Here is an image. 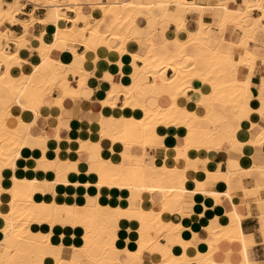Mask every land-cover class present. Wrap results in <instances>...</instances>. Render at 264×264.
Segmentation results:
<instances>
[{
  "label": "bare ground",
  "instance_id": "obj_1",
  "mask_svg": "<svg viewBox=\"0 0 264 264\" xmlns=\"http://www.w3.org/2000/svg\"><path fill=\"white\" fill-rule=\"evenodd\" d=\"M40 1L47 5L54 21L61 16L67 17L66 12L60 8V0ZM69 1L73 3L71 7L76 12L73 18L67 17L73 22V25L57 27L54 41L42 43L38 49L42 59H45L51 65V71H56L58 74L59 82L57 83L47 77V73L39 68L38 63H31L30 60L20 55V48L27 45L28 40L25 38L27 32L18 37H9L4 30L0 29V69L4 68L0 70V160L5 163V168L1 171H8L13 179L8 201H3L2 196L0 197V229H2L0 258L3 260L2 264H22L14 260L12 251L23 252L26 245L32 246L38 251L36 255L32 248L28 251L34 256V259L28 264H80L72 256L75 251L82 252L87 259L91 260V264H124L118 259L117 254L109 253L110 251H119L115 244L119 207L104 204L99 200V188L102 185L127 189L135 187L139 190H146L150 194L147 200L140 198L135 204L137 207L135 216L138 226L127 228L126 241H135L136 245L132 248L126 245L124 250L122 249L137 261L135 264H141L142 254L146 250L159 256L160 260L153 264H199L201 262L215 264L212 258L214 242L205 239L206 251L196 250L194 254H189L187 247L191 243L188 236L194 232L190 227L191 222L186 219V221L184 219L173 221L166 218L164 214L177 211L181 216H187L188 214L183 211V204L188 201L186 193L192 195V198H189L190 203H193L195 196L204 195L203 198L210 196L216 201L217 205H220L221 194L228 195L231 198L229 194V190L232 188L229 181L231 172L228 169L222 172L216 171L215 175L220 174L222 176L210 177V172L206 169L199 170L186 167L178 169L172 164L168 174L157 175L153 166L145 162V148L156 146L157 150L163 153L166 160L169 156L174 157V149L167 148L159 142L162 137L156 131L159 124H175L186 127L184 148L188 152L187 158H197L200 156L201 150L207 151L211 148H219L224 143L230 145L232 142L239 141L249 146L264 143V125L251 122L250 124L255 128V133L253 132V137L249 138L248 131L237 132L239 120L233 131L225 132L220 127L213 125V122L211 124L209 119V114L218 106L225 111L226 105L231 103L234 112L237 113L239 109L244 108L249 111L251 101L257 104V102L264 100L260 95L252 98L247 92L248 87L251 85L250 75L255 65L254 62L259 54L254 47L250 49L246 44V41L254 39L252 35L246 33L247 29L254 30L258 24V19H260L251 16L250 11L259 8L262 10L260 17L264 16V0H244L246 9L231 8L225 1L203 6L194 0H96L92 2V5L97 7L103 13V16L95 20L94 23L88 21L87 12L82 8L80 0ZM18 2L19 0H14L13 3L0 0V25L6 19H11ZM152 6H159L165 13L172 15L171 19L176 25V29L184 26L185 17L181 12L190 7H197L201 10V15L198 17V28L190 33L186 41H179L174 38L171 47L168 46V41L157 44L153 41L151 35L134 37L142 51L130 52L128 54L130 57L128 65L133 69H138L141 76H134L130 84L123 83L122 79L119 81L112 80L110 88L101 102L113 109L123 107L138 109L141 114L136 116L121 113L120 117L117 116L118 118L112 116L111 120L113 122L109 124H105L103 118L90 123V126L95 127L102 135H107L110 138V152L115 154L118 152L119 157H104L101 154L102 148L99 147V157L93 165L94 173L97 176V180L93 184L98 187L93 213L91 215H74L73 212L71 222L56 223L53 220V214L56 210L38 212L33 208V204L37 201L53 203L52 195L55 192L56 185L52 183L50 192L38 193L34 188L36 179L32 175L28 177L19 176L18 162L25 159L28 164L35 167L33 163L35 156L33 154L27 158L23 157L24 155L22 156V153L26 151L23 144L25 133L20 129L22 123L20 115L13 112L11 107L16 105L21 109L30 108L37 112L45 95H49L55 101L50 108V112L57 114L60 118L59 110L63 102L70 98L74 91L69 89L67 85V79H69L66 72L67 68L59 62H54L49 57V52L55 45L74 51L75 44L79 43L75 36L74 24L78 19H83L85 21L82 26L80 25V28L85 31L88 30L89 34L95 35L97 43L89 45L86 40L82 43L86 47L92 46L91 48L96 51V57L117 62L120 67L126 65L120 61L119 56L126 52V42L133 38L129 33L130 29L134 25H139L138 19L141 11ZM216 8L222 13V17L216 23L222 33L229 25L242 30V36L237 41L223 36V39L229 41L233 47L242 49L241 54L239 53L240 55L237 57L238 60L235 58L234 48L232 52L220 55L218 49L209 48L208 46L211 27L209 23L204 21L203 14L206 10L211 14L210 10ZM107 17L109 19L106 22V28L103 29L100 23ZM251 19L253 23L249 26ZM259 26L264 29V25L259 23ZM10 40L16 45L13 50L8 47ZM189 46H193L195 52L189 53L187 51ZM228 63H233L232 67ZM24 66H26V69H24ZM241 66L248 69L245 77H243V72L240 69ZM73 70L75 73H79L80 82L85 84L87 73L79 69ZM167 70H171L168 75ZM149 75L153 78L152 81L150 80L151 86H153V95L157 97L167 93L169 98L167 105H150L143 98L147 95V92L143 89H139L137 92L135 89V85L145 81ZM192 79L200 80L201 83L209 86L206 94L207 101L204 103L207 112L204 116H198L193 110L177 103V98L186 94V89L190 86ZM155 81L162 82V87L154 86ZM61 83H64L63 86ZM260 88H264V84ZM56 90H58L57 93ZM120 94H123L124 100L122 106L117 107L116 101ZM77 139L79 140L80 137ZM53 140L59 142L56 147L34 150V152L42 154L37 160L49 159L45 155V151L48 149H52L56 153L53 158L56 160L60 159L61 153H65L69 158L70 154L77 151V149L70 147L68 137L63 139L56 135ZM133 147L139 148L140 152L133 151ZM67 161L73 166L71 160ZM90 165L91 163L89 164V170L86 171L89 174ZM251 170H258L261 177L264 178V165H255L254 167L249 165L246 171ZM68 171L72 170L68 168ZM73 172L77 173L76 171ZM89 182L91 181L86 180L82 183L87 187ZM210 183H222L224 188L222 190L208 188L207 185ZM258 189L257 195H247L245 193V198L256 199L258 202L264 201V198L261 197L264 184H258ZM152 195H157V200ZM155 204H158L160 208L156 209ZM145 205H151L147 211H144ZM202 207L206 211V205L202 204ZM204 211L200 212V215L205 213ZM261 212L264 213V210H261ZM223 213L225 212L222 211L221 214ZM225 214L229 215V220L224 222L222 226L216 225L214 218L210 217L203 227L208 232L213 233L214 240L226 237L230 240H239L246 246L247 241L239 223L241 215L233 209ZM57 225L60 226L62 232L67 229L65 233H72L74 228L80 229V243L70 245V252L67 257L61 254L63 245L52 240ZM45 227H48L51 231L45 232ZM160 233H163L167 240L168 255L162 252L166 244L161 243L160 249L155 247L156 236ZM61 236H64V234ZM94 244L98 246L96 254L90 252V247ZM173 245H177L180 251L175 252L172 250ZM47 260H49V263H46ZM242 264H245V262Z\"/></svg>",
  "mask_w": 264,
  "mask_h": 264
},
{
  "label": "crops",
  "instance_id": "obj_2",
  "mask_svg": "<svg viewBox=\"0 0 264 264\" xmlns=\"http://www.w3.org/2000/svg\"><path fill=\"white\" fill-rule=\"evenodd\" d=\"M4 1L7 3L14 2V0ZM94 1L96 0H83L80 2L84 11L87 12V19L89 18V22L90 18H94L95 22V20L103 16V13L92 5ZM194 1L203 6L214 5L219 1H225L231 8L238 7L246 9L244 0ZM18 4L19 8L13 11L11 19H6L0 25V29L4 30L9 37H18L27 32L25 34V38L28 40L27 47L23 46L20 48V55L30 60L31 63H38L39 68L47 73V77L51 81L54 83L59 82L58 74L56 71H51V65L48 61L42 59L38 49L41 47L42 43H51L54 41V34L57 27H65L69 26V24L70 26L73 25V22L69 20V18H73L76 15V12L71 7L73 3L69 0L65 4L61 2L60 8L66 12L65 14H67L66 16L69 18L61 16L56 21L52 18L49 8L43 1L19 0L16 7ZM210 11L211 14H209L207 10L203 14L204 21L209 23L211 27L210 32L212 35L210 33L208 39L209 48L218 49L220 55L232 52V44L224 40L223 36L227 39L237 41L239 37L242 36V30L233 28L229 25L224 33H222L216 25L219 18L222 17L221 11L217 8ZM181 13L185 17L184 26L176 29V25L171 19L172 15L165 13L161 7L152 6L149 9H143L138 19L139 25H134L130 29L129 33L133 38L126 42V52L119 56L120 61L126 64L121 67L117 62L96 57L95 49L91 48L92 46L86 47L85 44L82 43L84 40H86L89 45L97 43L95 35L89 34L88 30L85 31L80 28L84 24L85 20L83 19H78L74 24L76 30L75 36L79 41V43L75 44L76 47L74 51L66 50L59 45H55L49 52V57L54 62H59L67 68L66 72L69 75L67 85L69 89L74 91V94L63 102L59 110L60 118L57 114H52L50 112V108L54 105L55 101L49 95H45L41 106L38 108L39 111L37 112L30 108L21 109L16 105H12L11 107L13 112L20 115L22 121L20 129L25 133L23 136V144L26 151L22 153V156L24 155L23 157L25 158L32 154L35 156L33 162L35 167L28 164L25 159L18 162L19 176L23 175L28 177L32 175L36 179L34 188L38 193L50 192L52 185H56L55 192L52 195L53 203L49 201H37L33 204V208L36 211L48 212L53 209L56 210L53 214V220L56 223L71 222L73 220V212L75 213L74 215H91L93 213V207L96 202L95 195L98 192V187L93 184L94 181L97 180L93 165H95L94 163L99 157V147L101 146V154L104 157L114 156V158H118L119 155L117 154L118 152L116 154L110 152V138L107 135H102L95 127L90 126V123L103 118L105 124H109L113 122L111 120L112 116L118 118L121 113L125 115L133 114L136 116L141 114L138 109L134 110L129 107L128 109L127 107L113 109L107 105L105 106L101 101L106 96V92L110 88L112 80L119 81L122 79L123 83L130 84L134 76H141L138 69H133L128 65L130 62L128 54L130 52L142 51L138 41L135 40L134 37H147L151 35V38L157 44L168 41L167 44L170 47L173 46L174 38L179 41H186L189 38L190 33L198 28V17L201 15V10L197 7H190ZM250 13L251 16L260 19H258V24L255 26L254 30L251 28L247 29L246 33L252 35L254 39L246 41V44L250 49L254 47L259 55L254 62L255 65L250 75L251 85L248 87L247 92L252 98L260 95L262 99H264V88H260V86L264 84V80L260 78V68H258V64L264 65V29L259 26V23L264 25V16L260 17L262 15V10L259 8L252 9ZM108 19L109 17L100 23L101 28H106ZM249 22V26H251L253 23L252 19ZM151 29H153V31H151ZM8 47L13 50L16 45L10 40ZM241 50L240 47L234 48L235 58L238 57L237 55ZM187 51L193 53L195 52V48L189 46ZM137 62L139 63L140 61ZM228 64L232 67L233 63ZM2 69L3 67L0 70ZM24 69H26V66H24ZM73 69H79L87 73L85 84L80 82L79 73H75ZM240 69L243 72V77H245L248 69L245 66H241ZM170 73L171 70H167V75ZM150 80L152 81L153 78L149 75L145 81L136 84L135 89L137 92L139 89L146 91L147 95L143 98L147 100L150 105H167L169 103L167 93L155 97V95H153V86H151ZM63 84L64 83H61L62 86ZM153 85L162 87V82L155 81ZM208 90L209 86L207 84L201 83L200 80L192 79L190 81V86L186 89V94L180 95L177 98V103L181 106H185L189 110H193L198 116H204L207 112L204 103L207 101L206 94ZM57 92L58 90H56V93ZM123 100V94H120L116 101V106H122ZM250 107L249 111L244 108L239 109V111L235 113L233 104L231 103L226 105L225 111L218 106L209 114V119L211 124L214 123L213 125L220 127L225 132L233 131L239 120L237 132L241 133L242 131H248V137L252 138L255 133V128H253L250 123L256 122L264 125V114H262L264 113V100L257 102V104L251 101ZM156 131L162 136L159 142L167 148L174 149V157L172 158L169 156L166 160L163 153H160L156 146H148L145 148V162L153 166L157 175L168 174L172 164L178 169L184 167L191 169L197 168L199 170L206 169L210 172V177L222 176L220 174L215 175L214 173L216 171L222 172L228 169L231 172L229 175L230 185L233 188V190L232 188L229 190L231 198L228 197V195L221 194V206L217 205L216 201L210 196H205L203 198L204 195L195 196L193 203H190L189 198H192V195L186 193L188 201L184 202L183 211L188 214L187 216L183 217L177 211L164 214L166 218H170L173 221L186 219L191 222L190 227L194 232L188 236L191 244L187 247V252L192 255L196 250L206 251L207 246L205 244V239H207L214 242L212 258L215 264H242L243 262H245V264H264V213L261 212V210H264V201L258 202L256 199H247L244 196L245 193L247 195H257L259 192L258 184H264V178L261 177L258 170L246 171L249 165L252 167L255 165H264V143L260 145L253 144L252 146L243 144L239 141L232 142L230 145L224 143L221 147L215 148L216 150L214 148L207 151L201 150L200 156L197 158H187L188 152L184 148L185 135L187 132L185 126L159 124ZM56 135L63 139L68 137L70 140V147L77 149V151L70 154L69 158H67L68 156L65 153H61L60 159L56 160L53 159L56 153L52 151V149H48L45 151V155L49 159L37 160L42 154L40 152H34V150L43 149L45 147H56L59 144V142L53 140ZM77 136L80 137L79 140ZM133 151H138L137 153H139L140 149L133 147ZM67 160H71L73 166L70 165ZM90 163L91 168L89 174L86 171L89 170ZM4 168L5 163L0 160V171ZM68 168L72 171L67 172ZM73 171L77 173L75 174ZM7 174L10 173L8 171L0 172V197L2 196L1 199L3 201H8L10 188L13 186L11 174ZM86 180L92 182H89L87 187L82 183ZM207 187L219 190L224 188L222 183H210ZM149 195L150 194L146 190H139L135 187L127 189L102 185L99 188V200L102 203L119 207L117 211L118 230L115 244L120 252L110 251L109 253L117 254L118 259L124 264H132V262L135 264L137 262L123 250L126 245L131 248L136 245L135 241H126L128 234L127 228H135L138 226V221L135 216L137 213L135 204L140 198L147 200ZM152 197L157 200V195H152ZM261 197L264 198V191L261 192ZM82 201L84 203H79ZM202 204L206 205V211H204ZM150 206L151 205H145L144 211H147ZM154 206L156 209L160 208L158 204ZM232 209L241 215L239 223L244 238L247 241L246 246L239 240H230L226 237L214 240L213 233L208 232L203 227V225L209 221L210 217L214 218L216 225L222 226L224 222L229 220V215L225 213L230 212ZM202 211L205 213L200 215ZM222 211L225 212L223 213L224 215L221 214ZM77 232L80 234V229L74 228L72 229L73 234L65 233L64 236L57 235L56 232L53 233L52 240L55 243L57 242V244L61 243L63 245L61 251L63 256L67 257L69 255L71 244L80 243ZM161 243L166 244L162 252L168 255V243L164 234L157 238L155 247L160 249ZM118 246L122 248H118ZM31 248L36 255L38 253L37 249L26 245L23 248V252L12 251L14 260L22 264L30 263L34 259V256L28 253ZM172 250L175 252L180 251L177 245H173ZM90 252L96 254L98 252V246L95 244L92 245L90 247ZM72 256L76 261L80 262V264H91V260L87 259L82 252L75 251ZM159 260L160 258L157 254H153L146 250L142 254L141 264H153ZM2 262L3 260L0 258V264H2ZM46 263H49V260H47ZM199 264L213 263L201 262Z\"/></svg>",
  "mask_w": 264,
  "mask_h": 264
},
{
  "label": "snow or ice",
  "instance_id": "obj_3",
  "mask_svg": "<svg viewBox=\"0 0 264 264\" xmlns=\"http://www.w3.org/2000/svg\"><path fill=\"white\" fill-rule=\"evenodd\" d=\"M258 68H260V78L262 80H264V65H259L258 64ZM0 231H2V229H0ZM44 231L45 232H50L51 229H49L48 227H45ZM65 232H67V229H65L64 232H62L61 229H60V226L59 225L56 226V234L57 235H63V234H65ZM77 235H79V232H77Z\"/></svg>",
  "mask_w": 264,
  "mask_h": 264
},
{
  "label": "rangeland",
  "instance_id": "obj_4",
  "mask_svg": "<svg viewBox=\"0 0 264 264\" xmlns=\"http://www.w3.org/2000/svg\"><path fill=\"white\" fill-rule=\"evenodd\" d=\"M68 0H61V2H62V4H65L66 2H67ZM80 1H83V0H80ZM62 6H64V5H62ZM19 8V4H18V6H17V8L15 9V11L17 10ZM65 8H67V7H65ZM90 22H94V18H90ZM210 25V24H209ZM212 25V24H211ZM217 25V24H216ZM218 26V25H217ZM219 27V26H218ZM219 29V28H218ZM233 48H235V47H233ZM241 54V53H240ZM240 54H238L237 56H239ZM237 60H238V58H237ZM4 69V68H3ZM0 110H1V108H0ZM238 127V126H237ZM25 217V216H24ZM163 233H160V234H157V236H156V240H155V242L157 241V238H159L161 235H162ZM118 248H122V247H119L118 246Z\"/></svg>",
  "mask_w": 264,
  "mask_h": 264
}]
</instances>
